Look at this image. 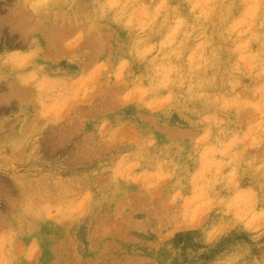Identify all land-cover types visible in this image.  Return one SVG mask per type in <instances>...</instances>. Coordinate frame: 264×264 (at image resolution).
<instances>
[{
    "label": "rangeland",
    "instance_id": "374dc122",
    "mask_svg": "<svg viewBox=\"0 0 264 264\" xmlns=\"http://www.w3.org/2000/svg\"><path fill=\"white\" fill-rule=\"evenodd\" d=\"M0 21V264H264V0Z\"/></svg>",
    "mask_w": 264,
    "mask_h": 264
},
{
    "label": "bare ground",
    "instance_id": "6f19581e",
    "mask_svg": "<svg viewBox=\"0 0 264 264\" xmlns=\"http://www.w3.org/2000/svg\"><path fill=\"white\" fill-rule=\"evenodd\" d=\"M12 8H13V6H12ZM15 8H16V9H15ZM15 8H14V9H15V12L21 14V11H20L21 8L18 7V6H15ZM18 8H20V9H18ZM20 14H19V15H20ZM6 16H7V15H6ZM6 16H5V18H8V17H6ZM19 17H20V16H19ZM10 18L12 19V17H10ZM8 19H9V18H8ZM2 20H3V18H2ZM4 20H7V19H4ZM13 20H15V19L13 18ZM8 22H9V21H8ZM0 23H2V22L0 21ZM3 23H5V21H4ZM3 23H2V24H3ZM5 24H6V23H5ZM3 26H4V25H3ZM0 28L2 29V25L0 26ZM3 29H4V28H3Z\"/></svg>",
    "mask_w": 264,
    "mask_h": 264
},
{
    "label": "crops",
    "instance_id": "0c3cea01",
    "mask_svg": "<svg viewBox=\"0 0 264 264\" xmlns=\"http://www.w3.org/2000/svg\"><path fill=\"white\" fill-rule=\"evenodd\" d=\"M12 53H14V52H12ZM5 54H8L7 52H4L3 54H2V57H4L5 56ZM16 55V54H15Z\"/></svg>",
    "mask_w": 264,
    "mask_h": 264
}]
</instances>
